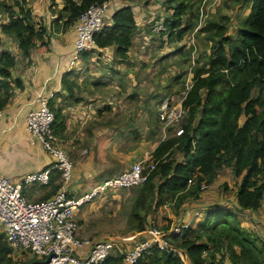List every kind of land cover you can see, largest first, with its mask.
Listing matches in <instances>:
<instances>
[{
  "label": "trees",
  "instance_id": "trees-1",
  "mask_svg": "<svg viewBox=\"0 0 264 264\" xmlns=\"http://www.w3.org/2000/svg\"><path fill=\"white\" fill-rule=\"evenodd\" d=\"M95 1L103 0H63L56 19L63 17L64 25L73 24ZM171 1L176 0H166ZM188 1L176 2L170 18L162 21V33L167 28L170 38L175 35L180 38L193 26L188 20L181 26ZM241 1L249 2L250 7L240 20L235 36L225 35L226 25L217 20H209L204 26L212 44L209 61L195 70L181 100L187 114L180 125L182 133L161 140L152 151L156 164L133 199L132 225H129L132 228L146 229L149 209H156L166 201L179 207L188 196L197 198L201 186L211 183L216 170L225 164L232 166L235 175H241L236 191L238 206L256 209L260 205L264 194V0ZM26 2H1L7 19L0 23L1 31L14 35L24 54L31 48L47 47V40L36 44L44 30L36 26L31 8L24 7ZM111 21L104 22L95 35V42L99 47L115 44L116 55L123 59L135 27L132 7L125 4L115 8ZM15 62V55L6 51L0 54V76L3 77L0 78V88H3L0 108L6 100L7 77ZM49 104L54 111V132L63 136L65 121L61 110L55 109L50 100ZM175 145L183 153L184 161L164 160ZM158 174L163 178L155 183ZM237 217L229 208H209L205 218L195 226L168 232L166 244L152 245L137 264H185L176 249H181L191 264H264V242H259L254 232L241 226ZM7 243L0 233V264L10 263L11 247ZM223 246L229 250L230 263L221 259ZM121 260L119 255L108 256L100 264H121ZM44 263L42 258L27 262Z\"/></svg>",
  "mask_w": 264,
  "mask_h": 264
},
{
  "label": "crops",
  "instance_id": "crops-1",
  "mask_svg": "<svg viewBox=\"0 0 264 264\" xmlns=\"http://www.w3.org/2000/svg\"><path fill=\"white\" fill-rule=\"evenodd\" d=\"M6 2L10 3L9 0ZM29 2L32 17L36 16L34 11L36 10L41 19L33 18V21L44 30L42 36L36 39V44L47 40V47L41 50L31 48L28 54H24L18 46L16 37L0 29V54L6 51L16 56V62L11 66L10 75L7 77L6 100L1 106L3 114L0 118V172L18 180L24 173L41 169L54 159L25 126L27 112L34 106L36 93L42 89L52 94L50 97L52 106L55 109L60 108L64 117L65 136L61 139L69 143L65 147L72 162V171L69 179L65 181L60 171L53 169L47 184L24 185L23 193L29 199H43L65 187L67 193L77 195L127 168L138 158L153 151L164 139L158 141L154 139L152 142L142 136L144 133L152 136L155 131L152 127L154 121L159 118L156 113L158 115V107L164 97L157 99L159 96L156 94L160 89L168 90L167 86L171 81L170 69L161 68L160 63H163L168 53L175 50L158 47L160 41L155 38L162 31L154 30L153 25L162 22L160 20H164L166 16L162 19L158 14H154L157 17L154 18L152 9L160 7L162 0H113L106 13L107 24L112 22L113 10L121 5H130L134 14L135 27L126 57L121 59L116 55L115 44L105 47L95 45L92 51L81 54L75 68L68 69L76 21L69 25L51 27L52 20H49L48 13L53 18L56 11L48 6L52 2L50 0ZM53 2L60 7L63 5L62 0ZM0 16V23L7 19L5 11L1 12ZM154 48L156 50H153ZM97 62L99 65H96ZM121 77L123 80L125 77L126 82H120ZM122 85L133 89L131 94H127L130 98L128 102L123 101L120 96L123 93V88H120ZM2 91L1 87L0 92ZM133 97H136L135 104L127 105ZM151 98L153 103H149ZM80 119H83V122L84 119L89 121L85 122L84 130L82 127L77 131L75 128L79 125ZM77 139L79 142H76ZM142 140L146 141V144ZM110 195L112 194L109 192L98 196L75 212L79 234L83 235L79 236L80 238L92 241L100 239L101 233L96 235L95 229L85 228L92 222L89 219L99 214L100 206L111 202L112 199L108 200ZM263 198L264 194L260 205ZM244 222L240 224L245 228L254 230V227H257L252 221L246 224ZM183 223L188 224L189 221L184 220ZM144 230L130 226L126 228L128 234L107 236L111 233L109 231L103 233L105 237L101 238L112 237L118 245L128 248ZM117 255L122 256L117 251L110 256ZM184 255L188 258L186 254ZM188 261L190 263L189 258ZM121 264L129 263L122 258Z\"/></svg>",
  "mask_w": 264,
  "mask_h": 264
},
{
  "label": "built area",
  "instance_id": "built-area-1",
  "mask_svg": "<svg viewBox=\"0 0 264 264\" xmlns=\"http://www.w3.org/2000/svg\"><path fill=\"white\" fill-rule=\"evenodd\" d=\"M112 1H95L79 14L68 69L76 67L82 52L95 47V35L102 29ZM153 29L159 31L163 29V25H154ZM51 95L42 89L36 93L34 106L27 112L25 126L54 159L41 169L24 173L18 180L0 172V233L13 248L25 250L44 259V264H100L116 251L129 264H137L139 257L148 252L152 245L166 244L165 235L168 232L178 231L188 224H175L165 230L155 229L145 238L123 249L112 237L93 241L80 238L79 225L74 214L80 207L98 196L109 192L113 194L143 183L149 173H144V163L149 161L152 168L156 164V161L150 159L151 154L138 158L119 173L105 178L77 195L67 193L65 187L40 200H30L23 193L24 185L47 184L53 169L60 171L65 181L71 175L72 162L68 153L59 145L54 132V111L49 104ZM169 104V98L161 100L160 119L169 117L179 120L177 115L182 116L185 109L181 103L177 104L178 109L174 107L176 105L171 107ZM2 114L3 110L0 108V118ZM182 130L181 126L177 129L178 135Z\"/></svg>",
  "mask_w": 264,
  "mask_h": 264
},
{
  "label": "rangeland",
  "instance_id": "rangeland-1",
  "mask_svg": "<svg viewBox=\"0 0 264 264\" xmlns=\"http://www.w3.org/2000/svg\"><path fill=\"white\" fill-rule=\"evenodd\" d=\"M6 2V0H0V13L4 12V7L1 2ZM12 3L14 0H9ZM176 1L166 2V0H162L160 7H153V16L157 18L154 14H158L160 18L163 19V16L169 17L170 14L174 10V6L176 5ZM48 6L55 10V17L51 18V15L48 13L49 20H52L51 27H56V25L61 26L63 24V17L60 19H56V16L59 13V5L50 0ZM29 0L25 3L24 7L29 6ZM63 4V0H62ZM250 3L243 2L239 0V2H234L233 0H189L188 8L185 14L182 15V24L183 26L187 20L191 22L192 27L188 28L182 35V37L178 38L175 35V38H170L168 35V29L166 28L161 34L156 35V39L160 41V45L158 47H166L172 50L171 53H168L166 57H164L163 63L160 67L163 69H170L169 74L171 76L170 85L166 88L158 90L156 96L159 98L165 99L167 96L169 98V105L171 107L179 108L177 104L182 100L183 93L187 89V85L192 82V78L195 70L200 66H206L209 61V55L211 52V41L208 39V32L205 31L204 26L209 20H217L219 23H223L226 25V33L225 35L235 36L237 34V29L240 23V20L246 16L249 11ZM36 12L37 20H41L38 16V12ZM155 12V13H154ZM4 14V13H3ZM166 14V15H165ZM1 17V16H0ZM170 18V17H169ZM228 18V20H226ZM106 19V18H105ZM163 21V20H160ZM44 23V22H43ZM37 24H39L37 22ZM159 25H163L162 22L157 23ZM154 24V25H157ZM153 25V26H154ZM37 26V25H36ZM164 28V25H163ZM155 30V29H154ZM162 30V29H160ZM159 30V31H160ZM179 45L180 48L176 49ZM94 49V48H93ZM92 49V50H93ZM153 50H156L155 48ZM94 53V52H92ZM97 53L93 56L96 57ZM119 57V56H118ZM100 63H105L104 61H99ZM96 65H99L97 62ZM159 68V64L157 66ZM119 79V78H118ZM120 82H126V78L121 77L119 79ZM123 80V81H121ZM119 82V83H120ZM125 86V85H124ZM122 87L123 90L120 94L123 101L128 102L130 98L127 94H131L133 89L132 87ZM96 87V86H95ZM118 90V89H117ZM128 92V93H127ZM82 93V91H81ZM118 94V92H115ZM141 93V92H139ZM255 94V91L253 92ZM143 94V93H142ZM155 96V97H156ZM125 97V98H123ZM136 97H133L132 101L129 104H135ZM153 98L149 100V103H153ZM173 99V101H172ZM161 102V101H160ZM143 106V105H142ZM160 106V105H159ZM144 107V106H143ZM158 107V111H159ZM183 113V112H182ZM181 113V114H182ZM159 117V113L157 115ZM179 120L170 119L169 117H164L163 119H156L154 121L153 127L154 133L152 136L148 133H144L142 138H148V141H152L155 139H165L170 136H178L176 132L182 123H184L186 119V112L182 114V116L177 115ZM85 117V116H84ZM89 118V117H87ZM156 118V117H155ZM243 117L240 119L242 121ZM80 119L79 125L75 128V130L79 131L83 127L82 130L85 129L87 121L89 119ZM143 127V126H142ZM58 143L59 145L68 153L67 148L65 147L69 145V143L64 140V129L63 136L58 135ZM75 136V135H74ZM62 138V139H61ZM74 140L76 138H73ZM60 140V141H59ZM81 141V140H80ZM144 141V140H142ZM141 141V142H142ZM79 142V139L76 140ZM89 143V142H88ZM146 144V141H144ZM90 144V143H89ZM148 154H151L150 159H152V151ZM148 156V155H146ZM164 160H172L174 163L180 160L184 161L183 153L176 147H172L169 152V156L165 157ZM154 168V167H153ZM150 165L149 161H146L143 165L144 173H148L151 169H153ZM163 177L159 174L156 176L155 183L161 181ZM241 181V175H235L230 164L222 165L220 168L216 170L215 177L209 184H203L198 193L197 198L187 197L185 201L179 206L175 207L174 203L169 201L164 202L163 204L157 206L156 209H149L147 212V226L143 232H140L137 240L145 238L153 230H165L170 228L172 225L179 224L180 222H184V220L189 221L190 226H195L197 222L204 219L209 208H221L223 210L232 209L235 213H237L239 223L244 222V224L252 221L254 225V230H251L247 227L248 230L255 233V237L259 240V242H264V198L262 200V204L258 206V208L253 210H243L236 203V191L238 189V185ZM142 184V183H141ZM139 185L124 188L123 190H119L112 195H110L111 202L108 204H102L100 206L99 214L90 218L92 220L91 224L85 228L95 229L96 235L101 233V237H105L103 233H108L111 231L110 235H125L126 228L130 227L128 225H132L130 210L133 206V199L137 194V190ZM26 195V194H25ZM27 196V195H26ZM30 200H40V199H30ZM86 205V204H85ZM84 205V206H85ZM83 208V207H82ZM153 209V210H152ZM95 212L94 209H92ZM191 219V220H190ZM77 222V221H76ZM78 225V223H77ZM253 226V225H252ZM78 235V234H77ZM80 237H83L79 234ZM95 236V235H94ZM100 237V238H101ZM136 240V241H137ZM8 244V243H7ZM264 244V243H263ZM11 253H10V263L9 264H27L30 263L31 260L37 259L38 257L33 256L29 252L25 250H17L13 248L11 245ZM126 246H123L125 249ZM180 255L185 259V264H190L188 258L184 255L185 253L181 249H176ZM204 254V253H203ZM221 259L225 263H230L229 250L226 246H223L220 250ZM218 257L220 255H217Z\"/></svg>",
  "mask_w": 264,
  "mask_h": 264
}]
</instances>
